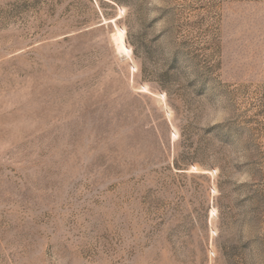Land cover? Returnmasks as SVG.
Listing matches in <instances>:
<instances>
[{
	"label": "rangeland",
	"instance_id": "374dc122",
	"mask_svg": "<svg viewBox=\"0 0 264 264\" xmlns=\"http://www.w3.org/2000/svg\"><path fill=\"white\" fill-rule=\"evenodd\" d=\"M0 264H264V0H0Z\"/></svg>",
	"mask_w": 264,
	"mask_h": 264
},
{
	"label": "bare ground",
	"instance_id": "6f19581e",
	"mask_svg": "<svg viewBox=\"0 0 264 264\" xmlns=\"http://www.w3.org/2000/svg\"><path fill=\"white\" fill-rule=\"evenodd\" d=\"M115 44H116V47L119 51H125L124 44L122 42V38L119 35H117V37H115Z\"/></svg>",
	"mask_w": 264,
	"mask_h": 264
}]
</instances>
